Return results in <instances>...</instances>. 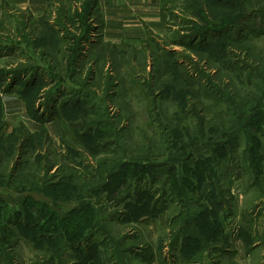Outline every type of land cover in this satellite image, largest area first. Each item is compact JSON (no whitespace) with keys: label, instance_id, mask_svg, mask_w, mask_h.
<instances>
[{"label":"rangeland","instance_id":"1","mask_svg":"<svg viewBox=\"0 0 264 264\" xmlns=\"http://www.w3.org/2000/svg\"><path fill=\"white\" fill-rule=\"evenodd\" d=\"M91 1L12 67L0 264H264V0H168L136 45Z\"/></svg>","mask_w":264,"mask_h":264},{"label":"crops","instance_id":"2","mask_svg":"<svg viewBox=\"0 0 264 264\" xmlns=\"http://www.w3.org/2000/svg\"><path fill=\"white\" fill-rule=\"evenodd\" d=\"M78 1L0 0V105L8 108L6 113L9 118H16L17 107L25 106L24 97L17 93L23 94L27 89L22 87L21 80L16 81L17 76L28 79L35 73L34 70L27 69L21 73L18 69L12 70V67L15 68L19 61L26 62L29 58L33 60V52L31 54L30 51L35 33L38 32L35 30L47 31L51 27L59 28L58 25H68L71 28L72 25L67 21L70 11L68 7L73 8ZM167 2L168 0H92L89 22H96L97 16L101 31L95 35L105 42L136 45L148 35L161 33L166 27L169 18L165 7ZM4 66L7 68H3Z\"/></svg>","mask_w":264,"mask_h":264},{"label":"trees","instance_id":"3","mask_svg":"<svg viewBox=\"0 0 264 264\" xmlns=\"http://www.w3.org/2000/svg\"><path fill=\"white\" fill-rule=\"evenodd\" d=\"M188 77H190V79H192L191 78V74H190V72L188 71ZM32 80H33V78H32ZM34 82V81H33ZM25 93H27V92H25ZM57 101V97L56 96H54L53 98H52V103H50L49 104V106H48V108L50 107V108H52L54 105V103ZM221 117V116H220ZM213 118L214 119H217V118H219V116H216V115H213ZM205 119H206V117L204 116V115H202V118H201V122H200V125L202 124L203 125V121L205 122ZM212 119V117L209 119V120H211ZM37 156V158L38 157H40L41 155L40 154H37L36 155ZM44 157H46V156H44ZM47 158V157H46ZM18 163H19V161H18ZM20 165V164H19ZM49 169H50V165H49V167H47V168H45V171H49ZM8 221H9V224L11 223L12 225L14 224L13 223V221H15V223H18V220H16L15 218H13V217H10V218H8ZM0 241H1V239H0Z\"/></svg>","mask_w":264,"mask_h":264}]
</instances>
